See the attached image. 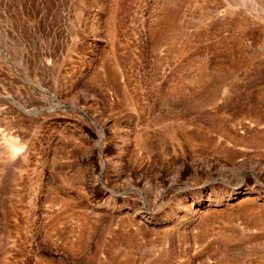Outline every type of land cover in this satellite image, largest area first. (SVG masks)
Segmentation results:
<instances>
[{"label": "rangeland", "instance_id": "rangeland-1", "mask_svg": "<svg viewBox=\"0 0 264 264\" xmlns=\"http://www.w3.org/2000/svg\"><path fill=\"white\" fill-rule=\"evenodd\" d=\"M0 264H264V0H0Z\"/></svg>", "mask_w": 264, "mask_h": 264}]
</instances>
